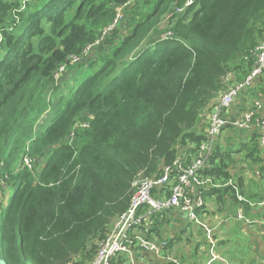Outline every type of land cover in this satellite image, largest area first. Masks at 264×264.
Instances as JSON below:
<instances>
[{
  "label": "trees",
  "instance_id": "obj_1",
  "mask_svg": "<svg viewBox=\"0 0 264 264\" xmlns=\"http://www.w3.org/2000/svg\"><path fill=\"white\" fill-rule=\"evenodd\" d=\"M127 2L0 0V198L8 199L0 200V257L8 264H88L134 182L195 158L216 99L253 67L264 0H134L96 58L70 64ZM166 21L173 35L162 39ZM64 64L80 66L67 91L54 77ZM260 137L254 129L237 149L215 145L202 174L220 187L205 201L243 203L241 183L226 185L239 161L264 183ZM158 219L160 228L169 223Z\"/></svg>",
  "mask_w": 264,
  "mask_h": 264
},
{
  "label": "built area",
  "instance_id": "obj_2",
  "mask_svg": "<svg viewBox=\"0 0 264 264\" xmlns=\"http://www.w3.org/2000/svg\"><path fill=\"white\" fill-rule=\"evenodd\" d=\"M133 1L128 0L125 5L119 7L113 24L102 31L103 36L88 45L81 56H73L70 64H75L82 57L89 56L90 51L99 46L108 32L123 19L125 7ZM193 2L194 0H186V5ZM183 10V8L177 9V11ZM172 15L168 14L167 17ZM172 35L169 32L163 37H172ZM252 54L254 64L246 78L233 82L229 89L216 99L210 113L207 138L200 144L198 155L188 164L176 160L172 165L162 168L158 174L139 177L134 182L135 192L128 208L116 219L105 236L97 241L96 253L88 264H166L167 262L182 264L178 258L168 252L169 249L167 250L174 235L173 232L159 226L161 220L159 221L158 215L163 217L164 214L170 219L169 221L180 219L189 222L190 225L195 224L191 233L204 234L210 244L212 257L206 264L218 259L214 249L218 243L216 234L220 230L217 229L216 224L206 220L207 204L204 192L220 185L212 178L205 177L202 171L217 139L228 125L260 131V142L264 150V92L259 90V81H264V37ZM67 65L60 66L59 70L67 68ZM251 90L256 93L255 96L250 94ZM244 93H248L246 98L250 100L248 109L242 111L234 121H230L228 115ZM22 161L31 166L33 158L24 155ZM6 185L3 178L4 189H7ZM226 185H233L236 188L233 180H229ZM238 197L240 200H245L241 195ZM253 204L262 205L264 200ZM237 218L241 221L245 220L247 225L250 224V220L246 219L242 210L239 211ZM189 232L190 227L187 225L186 234Z\"/></svg>",
  "mask_w": 264,
  "mask_h": 264
},
{
  "label": "crops",
  "instance_id": "obj_3",
  "mask_svg": "<svg viewBox=\"0 0 264 264\" xmlns=\"http://www.w3.org/2000/svg\"><path fill=\"white\" fill-rule=\"evenodd\" d=\"M249 102L250 100H245L241 96L229 113V120L234 121L243 110L248 109ZM253 130L228 125L217 139L216 145H220L225 149L229 146V141L233 144L236 142L239 144L242 141L249 140ZM237 157H241L240 153ZM232 173L234 175L233 182H240L243 187L246 198L242 196L245 200H239L243 203H236L235 201L231 203L228 200L226 204H223L215 203L211 200L212 198L206 200V220L209 223L216 224L217 229L220 230V240L217 246L218 259L212 264H264V204H253L264 200V198H261L264 196V192L260 188V185L263 187L264 183L260 178L255 177L254 172L248 166V162L245 161L236 163L233 166ZM257 184H259V188ZM260 195L262 196L258 198ZM248 196H252V198H248ZM241 210L246 219L250 220L249 225L237 218ZM186 229L187 225L180 227L177 232L173 230L174 241L172 244L180 239L182 235L189 237V234H186ZM236 235H241L240 238L242 237L244 241L241 238L235 243L234 246L238 247L239 251L234 255H230L231 237Z\"/></svg>",
  "mask_w": 264,
  "mask_h": 264
},
{
  "label": "rangeland",
  "instance_id": "obj_4",
  "mask_svg": "<svg viewBox=\"0 0 264 264\" xmlns=\"http://www.w3.org/2000/svg\"><path fill=\"white\" fill-rule=\"evenodd\" d=\"M123 18H124V16H123ZM120 23H121V21L117 24V26ZM162 27L165 29V31L162 32L160 37L162 39L172 38V37H163V35H166L169 32L172 33L170 30H166L168 28L167 22H164ZM102 36H103V32L101 33L100 38ZM99 46H101V44H99ZM97 48L92 49L90 51L89 56H87L85 58L82 57L81 60H78L77 63H75L73 65H76L78 63H82L86 59H95L97 54H98V50H99V48L98 49ZM79 67L80 66L77 65L76 67H74L72 69H69L68 65H67V68L59 70L57 72V74L55 76V80H56V84H59V88H60L61 91H67V86L70 83V81L74 80L77 77V70L79 69ZM87 77L88 76H85L84 79H86ZM79 83H81V82H79ZM54 101L55 102L57 101V97L54 99ZM210 113H211V111H210ZM54 116H55L54 112H51L50 115H48V120H47V124L48 125L51 123L50 121L52 120V118ZM206 122H207L208 125L210 124V114H208ZM235 144H234V148L237 149L240 143L238 144L236 142ZM8 176H9L8 173H5V175H4L5 183H8V181H7ZM1 186H2V183H1ZM6 188H7L5 190L6 191L5 192L6 196L10 198L12 193H13V190H12V188L9 185H6ZM1 199H3V197L0 198V200ZM230 202L232 203L233 201H230ZM4 203H5V205L8 204V199L7 198L4 200ZM242 221L245 222V220H242ZM185 225H189V227H190L189 238L182 235L181 236L182 238L177 239L176 242L174 244H172L173 245L172 250L168 251V252L170 254H172L173 256H175L176 258H179V259L182 258V260H183V257H185L186 261L189 262V263H192L193 259H195L197 257L196 260L198 261V264H206L208 262V260L212 257L211 256L212 254L210 252V244L207 242L206 236L204 234L200 235V234H198V232H196L195 234L191 233L192 229L195 228V224L190 225V223L187 222V221H182L180 219H176V220H173V221H169V223L166 224L164 226V228H166L167 230H169L171 232H173V230L175 232H177L180 227H184ZM196 230H198V229H196ZM171 234L172 233H169V235H171ZM216 235H217V239H218V243H219L220 234L217 233ZM240 236L236 235V236H232L231 237L232 246H231V248L229 250V254L230 255H234V254H236L239 251V248L234 246V244L237 243L242 238V237L240 238ZM242 240H243V238H242ZM218 243L216 245V248L214 249V252L216 254H217ZM197 245H198V248H197V251H196V246ZM207 252H209L208 256L206 255ZM195 253H196V255H195Z\"/></svg>",
  "mask_w": 264,
  "mask_h": 264
},
{
  "label": "water",
  "instance_id": "obj_5",
  "mask_svg": "<svg viewBox=\"0 0 264 264\" xmlns=\"http://www.w3.org/2000/svg\"><path fill=\"white\" fill-rule=\"evenodd\" d=\"M0 264H8V263L4 258L0 257Z\"/></svg>",
  "mask_w": 264,
  "mask_h": 264
}]
</instances>
